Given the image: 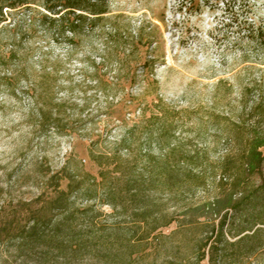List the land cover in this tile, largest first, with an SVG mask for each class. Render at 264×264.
Wrapping results in <instances>:
<instances>
[{
  "label": "rangeland",
  "instance_id": "1",
  "mask_svg": "<svg viewBox=\"0 0 264 264\" xmlns=\"http://www.w3.org/2000/svg\"><path fill=\"white\" fill-rule=\"evenodd\" d=\"M110 7L132 33L144 27L143 40L129 60L154 59L152 73L137 68L134 79L131 73L118 79L117 60L127 59L129 48L105 45L97 29L77 36L63 33L40 21L36 13H45L41 8L8 13L0 25L3 49L14 42L26 60L28 79L43 83L28 92L21 81L16 97L0 91V206L6 215L12 212L9 205L36 197L43 181L39 171L49 167L96 175L94 156L113 153L122 135L152 133L179 145L206 175L203 188L176 199L153 194L163 209L179 216L187 199L196 203L217 195L219 162L226 153L237 155L252 134L264 136V50L242 38L239 28L243 21L264 25V0H110ZM34 95L44 99L43 109L54 123L50 128L42 129L34 115ZM122 96L133 104L123 106ZM151 114L158 119L150 125ZM257 183L253 178L250 184ZM82 204L77 199L76 205ZM97 209L109 211L108 206ZM233 218L234 226L244 219ZM175 226L163 232L169 234ZM210 228L208 222L194 233L177 235L155 256L150 253L147 262L138 256L131 264H208L196 263L189 250L191 241L209 235ZM77 236V230L66 234L72 247ZM56 248V242L22 249L17 242L3 243L0 264H122L102 257L101 250L80 258L68 246L67 251ZM227 264H264V247L249 258L229 252Z\"/></svg>",
  "mask_w": 264,
  "mask_h": 264
},
{
  "label": "trees",
  "instance_id": "2",
  "mask_svg": "<svg viewBox=\"0 0 264 264\" xmlns=\"http://www.w3.org/2000/svg\"><path fill=\"white\" fill-rule=\"evenodd\" d=\"M37 8L45 12L36 13L41 15L40 21L53 23L63 33L77 36L84 30L97 29L105 45L129 48L130 56L117 60L118 79L129 73L134 79L137 68L152 73L154 59L143 57L133 63L129 60L143 40L144 27L139 26L137 33L129 31L120 15L112 14L110 0H0V25L8 13L23 15ZM32 19L28 21L31 23ZM240 24L241 37L264 50V25L254 21ZM21 81L26 83L28 92L43 86L41 81L28 79L26 60L18 55L15 43L3 49L0 40V91L16 97ZM120 102L123 106L133 104L126 96ZM33 103L40 127L54 125L51 115L43 109V97L34 95ZM150 104L155 107L157 103ZM156 119L158 116L151 114L148 123L151 125ZM92 161L97 166L96 175H70L48 167L45 172L39 171L43 181L36 197L9 205L12 212L7 215L5 207L0 206V245L17 242L18 249H22L35 243L56 242V249L65 251L68 246L80 258L101 250L102 257L131 264L138 256L147 262L150 253L155 256L175 236H185L211 222L209 235L191 241L189 252L196 263L206 260L208 264H227L229 252L234 251L236 258H249L263 249L264 136L252 134L237 155L226 153L219 162L217 195L196 203H187V199L180 205L181 217L163 209L153 194L160 191L167 198L176 199L203 188L206 175L166 135H122L113 153L97 154ZM253 178L258 180L256 185L250 184ZM249 185L246 194L244 190ZM77 199L84 204L76 205ZM103 206L109 207L107 213L96 210ZM234 215L244 218L238 226L233 225ZM213 217L218 219L217 225ZM172 223L175 229L165 234L163 230ZM74 230L79 237L72 247L66 234ZM60 256L65 260L66 252Z\"/></svg>",
  "mask_w": 264,
  "mask_h": 264
}]
</instances>
